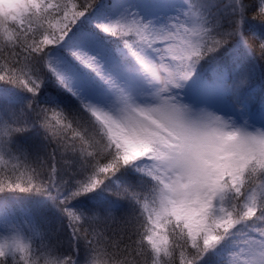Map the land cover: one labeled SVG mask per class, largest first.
Returning a JSON list of instances; mask_svg holds the SVG:
<instances>
[{
  "label": "snow or ice",
  "instance_id": "6c2138e0",
  "mask_svg": "<svg viewBox=\"0 0 264 264\" xmlns=\"http://www.w3.org/2000/svg\"><path fill=\"white\" fill-rule=\"evenodd\" d=\"M257 59L264 0H0V264H264Z\"/></svg>",
  "mask_w": 264,
  "mask_h": 264
},
{
  "label": "trees",
  "instance_id": "16d2710c",
  "mask_svg": "<svg viewBox=\"0 0 264 264\" xmlns=\"http://www.w3.org/2000/svg\"><path fill=\"white\" fill-rule=\"evenodd\" d=\"M251 15V13H250ZM259 54L257 53V56ZM261 64H264V61L257 59L256 61V71L253 77V87L256 93L255 99L259 102L264 99V76L261 75Z\"/></svg>",
  "mask_w": 264,
  "mask_h": 264
}]
</instances>
